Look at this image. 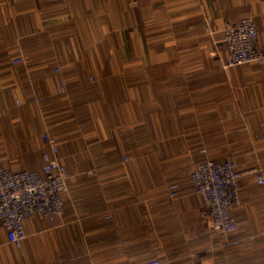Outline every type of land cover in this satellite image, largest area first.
Segmentation results:
<instances>
[{
  "label": "crops",
  "instance_id": "0c3cea01",
  "mask_svg": "<svg viewBox=\"0 0 264 264\" xmlns=\"http://www.w3.org/2000/svg\"><path fill=\"white\" fill-rule=\"evenodd\" d=\"M244 16L264 55V0H0V164L37 171L45 128L67 186L55 228L25 218L20 250L0 230V264H37L34 251L40 264H211L189 169L228 157L264 171V59L220 69L221 19ZM23 47L29 64L9 65ZM261 195L239 181L238 244L216 258L244 264L247 245L264 241Z\"/></svg>",
  "mask_w": 264,
  "mask_h": 264
},
{
  "label": "built area",
  "instance_id": "2783aa9c",
  "mask_svg": "<svg viewBox=\"0 0 264 264\" xmlns=\"http://www.w3.org/2000/svg\"><path fill=\"white\" fill-rule=\"evenodd\" d=\"M222 44L224 60L220 66L222 71L244 65H258L264 59L262 51L257 47V30L249 16L239 18L236 22L221 19ZM30 62L28 48H18L10 58L9 65L26 67ZM53 73L59 69L54 67ZM88 83H92L90 74H86ZM61 87V83H58ZM13 107H20L14 90H10ZM29 102L40 106L43 96L39 89L31 90ZM61 122L52 125L59 128ZM205 136H201L204 139ZM38 139L41 143L39 166L37 171L24 169L9 170L0 164V230L6 244L20 250L26 237L23 220L30 216L44 219L50 228L57 226V221L63 217L61 196L67 192L65 183V167L60 163V153L47 129H43ZM184 150L185 147L181 146ZM70 154L73 149L68 148ZM199 153H204L203 149ZM251 177L253 187L262 191L264 200V171L256 166L237 168L234 162L225 157L221 160L204 159L194 163L187 173L188 185L200 203L199 218L215 239L209 241L203 250L206 256H211L216 248L226 245L236 246L237 240L230 235L239 230V226L231 216V211L239 204V181ZM167 196L176 198L175 184L166 187ZM104 213L102 218H109ZM34 233H37L34 231ZM186 240L187 236L183 235ZM185 246V243L182 244ZM119 264H130L121 262ZM142 264H161L156 258L144 261Z\"/></svg>",
  "mask_w": 264,
  "mask_h": 264
},
{
  "label": "rangeland",
  "instance_id": "374dc122",
  "mask_svg": "<svg viewBox=\"0 0 264 264\" xmlns=\"http://www.w3.org/2000/svg\"><path fill=\"white\" fill-rule=\"evenodd\" d=\"M185 146V144H183ZM182 150V149H181ZM264 237V236H263ZM212 241H214L213 237L211 238ZM247 246L249 251H251V257L247 256L248 258L244 260V264H264V241L260 244H253L250 243ZM222 250V249H221ZM220 248H216L214 253L210 256L211 264H233L228 263V259H218L216 257L220 256L221 254ZM238 251V249L236 250ZM224 253L233 252V250H222ZM28 258L30 260V263H37L40 264L42 262L41 258L36 254V252H28ZM232 261V259H231Z\"/></svg>",
  "mask_w": 264,
  "mask_h": 264
}]
</instances>
